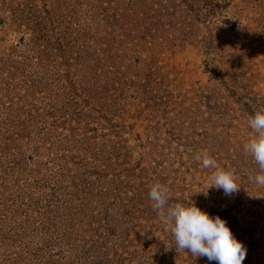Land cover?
<instances>
[{
  "label": "rangeland",
  "instance_id": "1",
  "mask_svg": "<svg viewBox=\"0 0 264 264\" xmlns=\"http://www.w3.org/2000/svg\"><path fill=\"white\" fill-rule=\"evenodd\" d=\"M260 106L264 0H0V264H215L176 250L157 183L264 264ZM202 152L238 192L198 193Z\"/></svg>",
  "mask_w": 264,
  "mask_h": 264
},
{
  "label": "clouds",
  "instance_id": "2",
  "mask_svg": "<svg viewBox=\"0 0 264 264\" xmlns=\"http://www.w3.org/2000/svg\"><path fill=\"white\" fill-rule=\"evenodd\" d=\"M247 123L254 135L244 144L243 150L257 165L255 175H250L249 179L264 186V106L254 109ZM196 159L202 161L203 167L214 169L211 183L198 193L202 192L207 197L208 190L214 188L231 197L239 191L240 186L235 182L233 173L217 167L215 160L206 152L198 154ZM149 198L153 209L174 236L177 251L190 253L194 260L207 257L215 264H243L247 249L234 237L220 216H210L193 202L188 205L170 204L169 189L159 183L151 187Z\"/></svg>",
  "mask_w": 264,
  "mask_h": 264
}]
</instances>
